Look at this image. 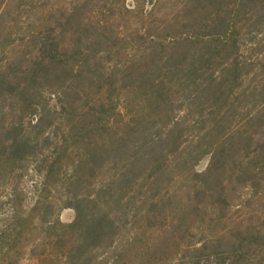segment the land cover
Returning <instances> with one entry per match:
<instances>
[{
	"label": "rangeland",
	"instance_id": "1",
	"mask_svg": "<svg viewBox=\"0 0 264 264\" xmlns=\"http://www.w3.org/2000/svg\"><path fill=\"white\" fill-rule=\"evenodd\" d=\"M0 264H264V0H0Z\"/></svg>",
	"mask_w": 264,
	"mask_h": 264
}]
</instances>
